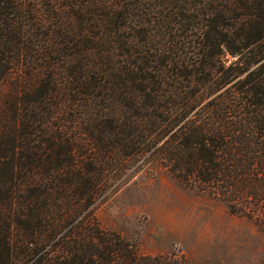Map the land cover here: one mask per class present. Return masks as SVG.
I'll return each instance as SVG.
<instances>
[{"label": "trees", "instance_id": "1", "mask_svg": "<svg viewBox=\"0 0 264 264\" xmlns=\"http://www.w3.org/2000/svg\"><path fill=\"white\" fill-rule=\"evenodd\" d=\"M56 1L86 24L81 37L102 31L101 56L86 54L84 38L68 63L59 41H33L19 0H0V81H13L0 130V264H189L142 255L97 217L120 160L150 152L264 232V0Z\"/></svg>", "mask_w": 264, "mask_h": 264}, {"label": "rangeland", "instance_id": "2", "mask_svg": "<svg viewBox=\"0 0 264 264\" xmlns=\"http://www.w3.org/2000/svg\"><path fill=\"white\" fill-rule=\"evenodd\" d=\"M19 2L27 16L22 22L27 23L38 46L42 47L45 41H59L64 50L61 58L71 64L72 58L81 59L79 55L83 54L84 47L79 45L86 38L90 42L87 47L94 48L85 51L86 54L101 56L98 38L102 31L94 28L91 34L81 37L80 32L86 24L71 18L73 12L66 1ZM82 3L85 8H91L88 0ZM121 34L125 38L131 36L130 31ZM223 59H228L225 64L229 66L236 58L228 55ZM62 76H65L67 89L73 86L71 72ZM12 82L0 81V130L4 114L10 109ZM70 94L76 97L73 92ZM71 110L58 113L56 123L62 124V119H70L82 109ZM67 124L69 135L80 137L78 126L76 129L72 121ZM118 164L117 171L112 172L115 177L104 187L96 214L104 228L121 230L138 242L142 255L174 253L178 257L185 256L189 264H264V232L230 213L228 206L218 199L182 185L157 155L139 154L120 160Z\"/></svg>", "mask_w": 264, "mask_h": 264}]
</instances>
